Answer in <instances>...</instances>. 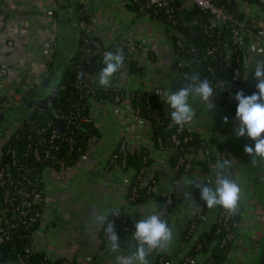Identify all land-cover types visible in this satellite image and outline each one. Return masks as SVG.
Segmentation results:
<instances>
[{
	"label": "crops",
	"instance_id": "0c3cea01",
	"mask_svg": "<svg viewBox=\"0 0 264 264\" xmlns=\"http://www.w3.org/2000/svg\"><path fill=\"white\" fill-rule=\"evenodd\" d=\"M76 1L87 7L93 18L99 20L97 33L101 39L127 32L132 27L139 31V40L149 47L148 53H139L136 57L144 65L143 83L165 92L183 87H172L173 79H182L175 65L174 45L166 23L148 14L136 16L120 0ZM2 3L7 18L0 32V66L7 68V75L0 76V98L11 89L21 99L28 91L39 90L44 76L50 80L53 76L57 80L64 72L74 47L75 35L69 19L60 20L59 17L69 16L67 12L70 8H61L66 2L57 0L59 16L53 22L49 16L53 8L51 0H2ZM246 17L255 35L257 52H253V55L255 59H261L264 56V12L256 7ZM54 29L56 50L49 56L47 46L53 39L50 32ZM121 86L126 87L125 84ZM138 86L137 83L130 84V87ZM225 99V102L212 99L214 107L209 110L203 109L198 98L190 97L189 103L196 112L193 119L198 121L234 163L241 188V229L224 264H258L264 244V165H253L252 158L244 153V146H253L254 141L234 134L235 114L228 116V112L221 111L212 113L217 103L231 108L233 97L227 96ZM92 110L101 133L95 150L80 165L72 167L65 179L51 169L44 173L46 213L34 232L33 244L51 262L63 259L68 261L67 264H116L118 254L127 255L135 249L136 242L131 239L135 231L134 222L151 214L154 207L152 201L134 206L125 202L122 181L132 175L131 170L113 173L104 167L120 136L137 145L147 141L145 122L137 120L126 111L120 113L107 105L93 104ZM224 117L228 118L227 123ZM208 118H211L210 121ZM207 120L209 122H205ZM10 131V125L0 124V145L4 135ZM155 160L157 194L171 195L180 205L169 223L173 231V242L163 249H157L156 253L177 263L187 256L189 248L180 246L179 237L196 210L195 190L184 182L185 178L193 179L196 170L181 174L172 183L173 173L166 156H156ZM115 207L126 210L130 221L119 241L120 253L110 251L108 243L101 245L102 228L93 219V213L108 214ZM216 215L215 208L208 209L207 221L199 225L196 234L210 227ZM147 259L152 264V260L149 257Z\"/></svg>",
	"mask_w": 264,
	"mask_h": 264
},
{
	"label": "built area",
	"instance_id": "2783aa9c",
	"mask_svg": "<svg viewBox=\"0 0 264 264\" xmlns=\"http://www.w3.org/2000/svg\"><path fill=\"white\" fill-rule=\"evenodd\" d=\"M71 2L74 10H77V12L76 10L74 11V19L77 20L78 27L84 33L82 38L83 42L91 45V47L81 46L76 49V56L79 59H85L95 54L103 56L105 52H115L117 49H122L124 66L114 74L110 85L120 87L123 90L116 92L111 96V99L99 98L95 100L93 95L96 84H98L95 82L98 78V72L88 73L83 70L81 63H76L73 68L76 69L77 74L82 73V75L78 78L76 74L72 80V85L79 91V99L89 100V113L88 115H83V106L75 102L70 112L56 115V118L64 120L66 125L73 124L77 117L80 120L93 121L96 124L92 106L93 104H98L111 106L120 113L126 111L137 120H143L145 122L148 136L144 144L137 145L130 143L126 137L120 136L113 149L117 147L121 155H126L142 147H146L149 149V156L152 159L151 164L144 165L136 172L131 166L126 167L124 158L121 161H117L115 157L111 159L109 157L108 167L111 164L113 165L111 168H106L107 171L113 173H123L128 170L133 172L130 177H125L122 181L126 194L125 202L129 205H133L132 202L135 201L136 197V187L133 188L130 196L127 195L128 185L133 177H135L134 180L139 183L140 187L142 186L144 188L147 194H157L155 188L157 184L155 158L156 156H166L167 162L170 165L169 155L176 153L177 148L179 146L181 147L182 143L188 140L187 135H183L180 138L177 134L195 132L201 140L197 147H188L187 150L179 154L175 166L170 165L173 173L172 183L181 174L196 170L193 179H198V183H207L214 187L215 173L213 166L224 159H228L229 161L230 159L226 152L214 143L211 135L194 119L183 126L174 125L170 118L171 109L164 103L167 92L154 89L148 86L147 83H143L145 74L139 75L131 70L132 62H137L136 66L139 65L144 68V65L136 57L139 53L146 54L149 52V47L143 45L138 38L139 31L132 27L127 32L111 35L108 39H101L97 33L99 20L93 18L92 13L82 3H77L76 0L75 2L71 0ZM120 2L124 6L126 2L135 3L138 10L142 12V15L148 14L149 10H153L154 13L160 12L163 14L165 21L162 22L167 24V31L172 38L175 65L179 69L183 86H185V83H190L186 79L187 76L192 74L201 76V71L203 66H205L202 63V58H208L210 61L216 58V60L219 59L222 65L230 69V75L226 80L220 76L219 71L215 67L209 64L205 66L210 76L209 83L214 88L213 95L210 98L211 100H220L222 95L225 98L231 96L234 99V94L237 91H242L244 95H251L257 91L255 85L258 81L255 79L253 71L256 63L264 61V56H261V59H255L253 55V52H257L255 48L256 44H254L255 35L253 33V27L248 24L246 16L249 11L256 7L262 9L264 12V0H120ZM51 3L53 8L50 10L49 16L53 22H56L57 17L54 12L58 9L56 4L57 0H51ZM191 9H197L199 15L188 17L187 11ZM79 13L86 14L87 17L81 19L78 15ZM6 18L7 13L2 0H0V32L5 26ZM193 24L197 25L203 35L208 38L215 37V42H209L208 45L201 46L198 49L196 43L192 40H187V37L179 32L180 27H187ZM50 33L53 39L47 46L49 56L56 50L55 29L51 30ZM220 35L223 36L219 37ZM96 38L101 40V42ZM6 75L7 68L0 66V76ZM131 82L137 83L139 86L141 83L143 85L140 87H130ZM123 84L126 87H122L121 85ZM139 93L143 95L142 101L146 105V114L140 113L139 108L135 107L132 103L133 96H137ZM153 98L162 102L163 113L165 118L168 119V126H174L175 128V133L172 134L171 144L169 145L154 147L152 144V126L154 123L160 121L161 115V112L154 107L155 99ZM19 103H21L20 96L14 90L10 89L6 95L0 98V116H4V114L19 108ZM51 105V103H48L46 106L51 108ZM27 122L30 123L28 114L25 117L14 120L10 125L11 131L4 135L2 144L0 145V244L10 240L16 234L20 239L25 240L29 244L25 250L27 254L38 253L42 255L38 264H50L51 261L39 252L33 244V235L36 230H33V226L36 224L39 226L46 213L47 195L44 173L46 170L51 169L60 178L65 179L72 167L80 165V162L89 157L95 150L100 142V137L88 138L86 140V146L79 148L80 154L77 160L73 164H69L59 154L58 142L64 139L63 133H59L57 127H38L34 134L31 133L28 136L29 141L27 147L21 155H17L14 150H9V155L6 154L4 156L3 147L7 141L18 128L23 127V124ZM67 141L72 142L71 139ZM69 152L67 154H70ZM40 163L43 164V168L41 169L36 167ZM203 163L208 164L209 170L204 169ZM229 169L233 170V180L238 183L236 167L233 162L231 167L224 169V172H227ZM178 171L181 172L178 173ZM192 187L196 193V210L194 217L187 222L186 226L190 224L188 234L192 233L193 235L199 225L207 221L206 212H208L209 208L200 204L197 196L198 188L195 186ZM163 197L164 199L161 203L157 202L154 198L149 201L153 202L161 219L165 220L169 226L174 212L179 210L180 205L171 195ZM218 207H215L217 210L215 222L219 219L228 232L232 229L238 233L241 229L240 221H235L233 214H229L222 207L219 211ZM113 210L120 216L119 230H115L120 241L121 235L127 229L126 227L129 226L130 221L128 213L123 208L115 207ZM194 220H198V222ZM137 221L134 222V227ZM233 238L234 235L231 233L226 236L224 241ZM184 245L183 241L180 240V246L183 247ZM156 250H152L148 255L152 260V264H173L170 259L165 260L162 256L156 258ZM67 263L68 261L65 262V264ZM179 264H197V261L191 257H185L179 261Z\"/></svg>",
	"mask_w": 264,
	"mask_h": 264
},
{
	"label": "trees",
	"instance_id": "16d2710c",
	"mask_svg": "<svg viewBox=\"0 0 264 264\" xmlns=\"http://www.w3.org/2000/svg\"><path fill=\"white\" fill-rule=\"evenodd\" d=\"M79 7V6H78ZM125 7L129 10L133 11L136 16H141L142 12L138 10L137 5L133 2H126ZM72 8V16L69 18L70 20H74L75 24L78 27L77 20L74 19V8L73 5H70V9ZM77 12V10H76ZM188 17H193L195 15H199V12L197 9H191L187 11ZM55 16H59V11L54 12ZM79 17L86 18L87 15L83 13L78 14ZM148 15L151 18H156L161 21L164 20V16L162 13L157 12L154 13L153 10H149ZM79 18V19H80ZM79 29V33L77 36L78 43L76 46V49H78L81 46L84 47H91L90 44H86L83 42V32ZM179 32L187 37V40H192L194 43H196V46L198 49H200L201 46L208 45L209 42H215V37L208 38L207 36L203 35V33L200 31V28H198L197 25H189L187 27H180ZM223 35H220L219 37H222ZM76 38V37H75ZM99 42L98 38H96ZM76 49L72 53L71 57L68 59L67 64L64 67V72L57 77V84L59 88V92L56 95V100L54 103H52L51 108L45 106L42 112H38L34 116V123L37 124V127H33L31 123H25L23 124V127L18 128L10 137V139L7 141L5 146L3 147V153L4 156L9 153V150H14L17 155H21L22 152L26 149L27 143L29 141L28 136L31 133H35L37 128L46 126L47 128H54L56 127L57 123H61L63 126V138L60 140L59 143V154L61 157H63L67 163L73 164L79 154L80 150L79 148H84L86 146V140L90 137H100V130L99 127L95 124L93 121H83L80 120L79 117L76 118L75 122L72 124L66 125V122L62 119H57L56 115L59 114H65L72 110V105L75 102H78L79 105L83 106V115H88L90 103L88 99H79V91L74 88L72 85V80L76 76V69L73 68L76 63H81L83 70L87 71L88 73H96L99 72V70L104 66L102 63L103 56L100 54H95L91 57H87L85 59H79L76 56ZM203 65H212L216 68V70L219 71V74L222 78L228 79L230 75V69L228 67H225L219 62V59L216 60V58L212 59L211 61L208 60V58H202ZM137 62L131 63V70L139 75H144V68L141 66H136ZM133 65V66H132ZM205 66H203V69L201 71V80L207 79L210 80V76L208 74V71L205 69ZM225 80V81H226ZM210 82V81H209ZM220 88V87H218ZM120 90H123L120 87L116 86H109L107 88L100 86L96 84L95 91L93 98L95 100H98L99 98L104 99H111V96L114 95L116 92H119ZM219 90V89H217ZM142 93H139L137 96H133L132 103L135 107L139 108V112L142 114L147 113L146 105L144 101H142ZM155 99V98H153ZM220 101L225 102L226 99L222 95ZM162 102L155 99L154 107L158 109L161 112L160 115V121L157 123H154L152 126V134H151V140L154 147H159L162 145H169L171 144V136L173 133H175L174 126H168V119L165 118L163 113V107ZM238 102H234L231 107H234V104ZM18 114H14V118L10 119L5 123L6 126L10 125L14 120L18 118L25 117L27 114L29 115L32 111L31 108H29L31 111L28 112V108L26 105L19 106ZM54 109V111H53ZM59 114H56V113ZM1 124V122H0ZM183 135L188 136V140L183 142L181 147L179 146L177 148L176 153L169 155V162L171 166L176 165L177 157L179 154L184 152L188 149V147H197L200 144V138L197 133H183V134H177L178 137L182 138ZM71 139L72 142L67 141ZM70 149V152H69ZM70 154H67V153ZM9 155V154H8ZM115 157L117 161H121V159H125L126 161V167L131 166L136 172H138L144 165H150L152 162V159L149 156V149L146 147H142L137 151H134L133 153H127L126 155H121V153L118 152V148L116 147L111 151L109 154L106 165L104 166L105 169L108 167V159ZM109 159V160H110ZM113 164H111L108 168H111ZM36 167L43 168V164H37ZM203 167L206 170H209L208 164L203 163ZM181 171H178L180 173ZM226 175L229 176L230 179L233 180L234 173L233 170L229 169L227 172H224ZM135 177L131 179L128 185V193L127 195L130 196L132 194V190L134 187H136L135 192V201L132 202V204H142L150 199L154 198L157 202H162L164 197L161 195H157L155 193H151L150 195L146 193L144 188L142 186H139V183H137L134 180ZM1 193V188H0ZM197 196L199 199L200 204L205 206V202L200 199V192L199 189L197 191ZM221 207H218V210L220 211ZM241 215V206L239 204V211L236 214H233V219L235 221H240ZM198 222V220H194ZM108 222L112 223L114 225V230H119L120 227V216H109ZM38 224L33 226V230L37 229ZM190 224H188L184 229L182 230L179 239L183 241L185 244L184 246L188 247V253L186 257H191L193 259H196L197 264H224L230 249L233 246L234 240L238 237L237 231H233L231 229L230 232L226 230V227L222 225V223L219 221V219L214 222L210 227L204 229L201 233L196 234V231L191 234L189 233ZM233 234L234 238L231 240H225L226 236L229 234ZM105 237V238H104ZM106 239V240H104ZM100 242L101 245H104L107 243L106 234L101 229L100 233ZM29 246V244L25 241L20 239L16 234L8 240L0 244V264H38L42 258L41 254L38 253H29L27 254L25 252L26 248ZM162 255H157L156 258L161 257ZM165 260H168L169 258L162 256ZM198 258V259H197ZM50 264H65V261L63 259H58L54 262H51ZM173 264H179L173 263ZM258 264H264V244L261 256L258 260Z\"/></svg>",
	"mask_w": 264,
	"mask_h": 264
},
{
	"label": "clouds",
	"instance_id": "9594fccd",
	"mask_svg": "<svg viewBox=\"0 0 264 264\" xmlns=\"http://www.w3.org/2000/svg\"><path fill=\"white\" fill-rule=\"evenodd\" d=\"M103 67L98 72L95 81L105 88L109 87L115 73L124 66V55L122 49L115 52L108 51L103 55ZM254 77L258 81L255 85L256 92L251 95H244L242 91L234 94L237 101L235 111L234 134L237 137H247L254 141L253 146H244V153L249 155L251 163L264 165V61L258 62L254 68ZM79 76L82 73H78ZM190 83L177 91L169 90L165 94L164 103L171 109V122L177 126H183L192 121L196 112L189 103L190 97L198 98L206 103L208 110L213 108L211 102L214 88L207 79L201 80L198 74L186 77ZM228 118L224 117L227 123ZM232 162L224 159L213 166L215 173L214 187L209 184L198 183V179L185 178L188 187L195 186L199 189L200 199L205 202L209 209L216 206L222 207L229 214H236L239 211L241 201V188L237 182L230 179L224 173L226 167H231ZM188 193L186 196L188 197ZM191 201V200H190ZM194 206V202L191 201ZM117 215L115 210H110L108 214L93 213V219L105 232L110 251L120 253V242L114 230V225L108 222L109 216ZM136 242L134 251L127 255L118 254L116 264H149L147 259L152 250L163 249L173 242V231L167 222L161 219L160 214L153 207L152 213L144 216L143 219L135 223V231L131 237Z\"/></svg>",
	"mask_w": 264,
	"mask_h": 264
},
{
	"label": "water",
	"instance_id": "95a60500",
	"mask_svg": "<svg viewBox=\"0 0 264 264\" xmlns=\"http://www.w3.org/2000/svg\"><path fill=\"white\" fill-rule=\"evenodd\" d=\"M65 4L61 7V8H70V5H72L71 0H65ZM69 16H61L59 17L60 20H67L70 18V16L72 15V8L70 9L69 12ZM70 24L72 25V29L74 30V35H75V43H74V47L71 51V55L72 53L75 51L77 43H78V33H79V29L77 27V25L75 24L74 20H70ZM71 55L68 57V59L71 57ZM176 68V67H174ZM53 81L50 80V78L48 76H44L42 78L41 81V89L39 90H30L28 91V93H26L25 95H23L21 97V102L23 103V105H26V107L28 108V112H30L31 110L29 108L32 109V111L30 112V114L28 115V119L30 120V123L33 127H37V124L34 123V116L38 113V112H42L44 107L48 104V103H54L56 100V95L59 92V88H58V84L57 82H54V84L52 83ZM179 86H183L182 81H176L175 79L172 80V87L174 89H177ZM234 101V99H233ZM20 108H17L15 111H11L10 113H8L7 118H5L6 116H0V122L1 125L5 124L7 121H9L10 119H13L15 116L14 114L17 113L18 114V110ZM56 114H59L58 112ZM57 130L59 133H63V126L62 124L59 122L56 124Z\"/></svg>",
	"mask_w": 264,
	"mask_h": 264
},
{
	"label": "rangeland",
	"instance_id": "374dc122",
	"mask_svg": "<svg viewBox=\"0 0 264 264\" xmlns=\"http://www.w3.org/2000/svg\"><path fill=\"white\" fill-rule=\"evenodd\" d=\"M72 28V27H71ZM72 31H74L73 29H72ZM51 81H53L52 83L54 84V82L55 81H57L56 79H54L53 78V76H52V79H51ZM20 105L19 106H22L23 105V103L21 102V103H19ZM200 104L203 106V109H207V107H206V105L204 104V102H200ZM236 107H237V103H235L234 104V107H231L230 109H229V107H226L223 103H217V107H216V110L215 111H213L212 113H216V112H228L229 113V115L228 116H232L233 114H235V111H236ZM13 111H15V110H12V112ZM7 115H8V113H6V114H4V116H6L5 118H7ZM209 119V121H210V119L211 118H208ZM195 121L198 123V121L195 119ZM208 120L207 121H205V122H209ZM12 124V123H11ZM10 124V125H11ZM210 124V123H209Z\"/></svg>",
	"mask_w": 264,
	"mask_h": 264
},
{
	"label": "flooded vegetation",
	"instance_id": "af4514ba",
	"mask_svg": "<svg viewBox=\"0 0 264 264\" xmlns=\"http://www.w3.org/2000/svg\"><path fill=\"white\" fill-rule=\"evenodd\" d=\"M58 83V82H57ZM59 87V86H58ZM41 89V88H40Z\"/></svg>",
	"mask_w": 264,
	"mask_h": 264
}]
</instances>
